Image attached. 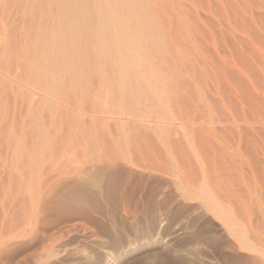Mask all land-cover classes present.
Listing matches in <instances>:
<instances>
[{
    "label": "rangeland",
    "instance_id": "1",
    "mask_svg": "<svg viewBox=\"0 0 264 264\" xmlns=\"http://www.w3.org/2000/svg\"><path fill=\"white\" fill-rule=\"evenodd\" d=\"M145 1L162 73L126 103L38 82L57 0H0V264H264V0Z\"/></svg>",
    "mask_w": 264,
    "mask_h": 264
},
{
    "label": "bare ground",
    "instance_id": "2",
    "mask_svg": "<svg viewBox=\"0 0 264 264\" xmlns=\"http://www.w3.org/2000/svg\"><path fill=\"white\" fill-rule=\"evenodd\" d=\"M57 4L59 11H57L55 28H44L40 36L44 40L41 47L44 58H40V62L44 64L35 75L38 82L57 90L65 83L63 80L66 78L67 80L75 78L79 80L78 83H81L83 80L80 82V78L83 77L85 70L98 69L103 74H107L108 78L112 77L120 83V85L114 83L116 84L114 89L123 87L124 98L122 100L127 103L141 95L140 79L142 77L157 78L161 75L162 72L156 69L162 66L161 54L163 59L164 53H159L162 46L159 37L155 35L157 23L151 9L152 6L147 1L57 0ZM83 41H85L84 47ZM149 42L155 43L154 51L144 50L143 45ZM87 44L95 47L94 49L101 56L102 65L95 63L96 59H93V62L89 59L77 63L84 57L83 52ZM39 45L41 46V43ZM49 55L53 57L50 58ZM143 91L146 94L152 92L146 89ZM95 145L90 144L92 147Z\"/></svg>",
    "mask_w": 264,
    "mask_h": 264
}]
</instances>
